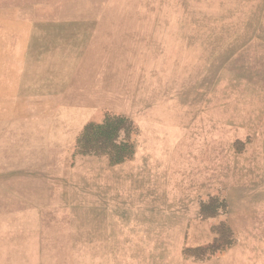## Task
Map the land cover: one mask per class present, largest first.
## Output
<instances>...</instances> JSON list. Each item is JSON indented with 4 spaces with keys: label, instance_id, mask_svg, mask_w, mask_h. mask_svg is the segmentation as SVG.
<instances>
[{
    "label": "rangeland",
    "instance_id": "374dc122",
    "mask_svg": "<svg viewBox=\"0 0 264 264\" xmlns=\"http://www.w3.org/2000/svg\"><path fill=\"white\" fill-rule=\"evenodd\" d=\"M81 1L54 52L0 35L1 249L264 264V0Z\"/></svg>",
    "mask_w": 264,
    "mask_h": 264
},
{
    "label": "crops",
    "instance_id": "0c3cea01",
    "mask_svg": "<svg viewBox=\"0 0 264 264\" xmlns=\"http://www.w3.org/2000/svg\"><path fill=\"white\" fill-rule=\"evenodd\" d=\"M64 2L66 0H0V35L14 40L13 45H6L7 42H4L2 49H23L21 43L24 26L27 27L25 34L35 36L32 37L30 48L47 52L49 50L54 52L55 49L67 46L71 42V35L73 40L77 38L81 40L90 34L93 28L91 19L94 17L89 16L87 11L67 10L64 8ZM60 26L65 29H60ZM20 218V210L15 204L0 200V243L2 239H7L10 232H16V222ZM77 254L72 261L71 256H67L68 260L63 264H123L119 259L134 264L135 258L133 252L115 249L105 251L85 249L78 251ZM30 258L23 260L20 255H11L0 247V264H32ZM40 263L43 264V261Z\"/></svg>",
    "mask_w": 264,
    "mask_h": 264
}]
</instances>
